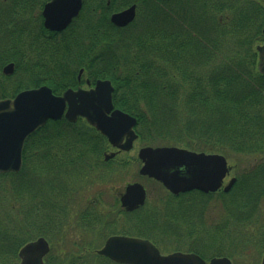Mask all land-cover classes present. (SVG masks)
<instances>
[{"label": "trees", "instance_id": "trees-1", "mask_svg": "<svg viewBox=\"0 0 264 264\" xmlns=\"http://www.w3.org/2000/svg\"><path fill=\"white\" fill-rule=\"evenodd\" d=\"M49 1L0 0V101L42 86L61 96L83 84V70L92 85L112 82L115 108L137 119L143 137L227 158L264 156V76L256 52L264 44V0H84L79 17L61 33L44 28L42 10ZM133 5L142 19L138 30H132L136 21L125 29L112 25L114 13ZM11 63L15 74L4 76L2 69ZM107 145L84 120L49 121L26 140L21 172L0 175V212L19 202L17 218L31 232L22 238L21 229L0 228V257L7 258L0 264H16L25 244L40 237L53 242L52 233L65 232L72 200L95 178H104L99 161ZM262 165L245 174L262 179L250 183L244 176L228 194L173 196L163 188L157 203L141 211L135 234L157 244L170 231L185 244L174 252L249 264L251 255L264 252V238L251 243L237 227L257 216L252 196L263 192ZM75 180L80 187L67 193ZM217 202L227 215L223 225L210 227L207 211ZM75 215L74 225L87 232L106 222L86 209ZM128 227L120 226L119 234H128ZM74 246L81 252L66 261L51 247L46 264H114L94 258L91 245Z\"/></svg>", "mask_w": 264, "mask_h": 264}, {"label": "water", "instance_id": "water-1", "mask_svg": "<svg viewBox=\"0 0 264 264\" xmlns=\"http://www.w3.org/2000/svg\"><path fill=\"white\" fill-rule=\"evenodd\" d=\"M82 8L83 0H51L42 12L44 28L52 33L64 32L79 17ZM136 10L133 5L113 14L110 19L112 25L120 29L128 27L135 21ZM256 50L258 69L264 76V45ZM14 70V64H9L2 72L4 76H11ZM114 91L111 81L99 80L94 88L70 89L62 96L54 95L50 88L44 86L23 91L13 100L0 101V174L20 173L26 140L49 121L62 118L71 124L79 118L85 119L114 148L130 152L138 139L135 131L137 120L114 109ZM138 158L143 163L139 174L161 183L175 196L191 191L216 193L223 188L231 171L222 155L196 153L177 147H144L140 149ZM235 182L236 179H231L223 191L229 193ZM146 195L142 184H129L120 198L121 206L132 212L145 205ZM50 250L45 238L30 242L20 249L19 264H45ZM97 253L117 264H206L194 253L162 255L150 241L125 236L110 237ZM209 264L232 262L224 257L214 258Z\"/></svg>", "mask_w": 264, "mask_h": 264}, {"label": "rangeland", "instance_id": "rangeland-1", "mask_svg": "<svg viewBox=\"0 0 264 264\" xmlns=\"http://www.w3.org/2000/svg\"><path fill=\"white\" fill-rule=\"evenodd\" d=\"M140 17L138 16V11H137V17L135 19L136 21V26L132 30H138V26L140 25ZM134 21V22H135ZM133 22V23H134ZM132 23V24H133ZM131 24V25H132ZM129 27V26H128ZM127 27V28H128ZM263 45V44H260ZM259 60V59H258ZM16 72V69L14 70V73L11 75L13 76ZM7 76V77H11ZM83 81V87L85 86V78H82ZM136 133L138 134L139 138L137 141L134 143V147L130 152H120L118 155L116 154V157L111 160L110 162H104V157L106 155H110L112 153L116 152V149L108 142V145L105 147L104 152L102 153L99 161L101 163L102 167L99 170V177L101 175L104 176L103 180L95 178V181L93 182L92 186H87L86 191L80 194L79 196H76L72 200V207L71 211H69L68 214V225L66 226L65 232L62 234L61 233H56L53 234L56 238L52 240L47 238V241L49 242L51 247H55L56 251L54 253L55 256L61 257L59 260L66 261V259L70 260L73 256L79 255L81 252L79 249H77L74 245H81V244H87L91 245V251L89 253L93 254V257H97V252L101 250L106 242V239L111 236L112 232L111 230V219H114L118 217V196L124 191V188L131 183L138 182L142 184L147 190H148V201L147 205H154V203H157V200L162 197L165 194V191L163 190V187L156 182L149 180L147 178H141L139 176V170L141 169V164L142 162L139 161L138 159V152L140 151L141 148L150 146V147H163V146H172V145H166L165 143H159L161 141H156V139H150V137H147L146 135L141 136L139 135L138 129L136 128ZM102 135V134H101ZM103 136V135H102ZM104 137V136H103ZM151 142L147 144L146 142ZM262 154H245V155H239L237 153L232 154L230 158H227L228 165L231 167L232 172L229 175V177L225 180V185L230 181V179L237 177L239 180H242L243 177L245 176L246 180L249 181L250 183H253L255 180H260L262 177L256 178L255 180H250L251 176H246L249 172V170L254 167L255 165H262L264 162V156ZM94 157H90L89 160L93 161ZM89 161V164H90ZM93 164V162H92ZM264 165V164H263ZM262 165V166H263ZM78 169V168H77ZM104 170V171H103ZM249 175V173L247 174ZM102 181V182H101ZM238 182V180H237ZM84 186V184L82 185ZM80 187V180L74 181L72 184V187H67L70 192V189ZM261 187H264L262 185ZM260 188V187H258ZM263 192L259 197L255 198V196H252V201H256V208H257V218L253 217L249 219V223L247 226L240 227V229L237 227V231L239 232L241 238H244L246 240H251V243L256 244V242L259 240H262L264 238V188ZM67 190V189H66ZM29 199L25 198V201L23 204L25 205ZM95 200H97L98 207L104 212V221H108V228L105 223H102V225H98L92 232H87L86 230H80L74 225V221L76 219V212H81L83 210H88V207L95 204ZM231 198L229 199L230 202ZM117 202V203H116ZM213 202V201H212ZM222 202V201H221ZM221 202H217V204H211L210 209L207 211V220L209 219V222H213L210 227H213L214 225H223L225 222L226 218V211ZM228 202V203H229ZM235 202V201H234ZM249 202V201H248ZM220 203V204H219ZM237 203V201H236ZM222 204V205H221ZM9 206V212L8 211H1L0 212V228L7 227L12 229L13 231H18V229H21L20 233H17L19 237H27L30 235V229L29 226L25 223L23 217L17 218L18 217V209L21 206L19 202L15 203L14 201L12 202L11 208ZM20 206V207H19ZM15 207V208H13ZM250 207V206H249ZM237 209L238 206H236ZM252 208V206H251ZM151 210V209H148ZM252 213V212H251ZM9 214V215H8ZM237 215V214H236ZM123 226V223L120 224ZM235 225V224H234ZM234 225H230V229ZM237 226V225H236ZM239 226V225H238ZM130 227H132L130 229ZM128 227L127 230L130 229V233H134L135 228L133 226ZM236 228V227H235ZM239 229V230H238ZM22 233V235H21ZM121 233V232H120ZM123 233V232H122ZM231 233V231H230ZM132 236V235H131ZM164 236V237H163ZM231 236H235V234H231ZM161 242L158 241L157 244H155L160 251L162 252L163 255H167L168 253H173V249L180 245L183 247V242H177L176 238L174 237L173 233L170 231L167 232L166 234L161 235ZM186 244L189 242L185 241ZM255 247V245H253ZM255 249V248H254ZM186 252V251H182ZM255 253V250H250L248 253ZM264 253V252H263ZM262 254H256L253 256H250V261L249 264H251V261L253 263L257 261V264L261 262ZM11 257L8 256V259ZM78 258V257H77ZM75 258V259H77ZM59 260L57 261V264H59ZM7 262V258L5 257H0V263ZM76 262V261H75ZM20 260H16V264H19ZM248 263V262H247Z\"/></svg>", "mask_w": 264, "mask_h": 264}, {"label": "flooded vegetation", "instance_id": "flooded-vegetation-1", "mask_svg": "<svg viewBox=\"0 0 264 264\" xmlns=\"http://www.w3.org/2000/svg\"><path fill=\"white\" fill-rule=\"evenodd\" d=\"M43 11V10H42ZM43 18V17H42ZM44 22V21H43ZM50 33H52V32H50ZM81 71H82V74H80L81 73ZM80 71V73H79V75H78V81L79 82H81V80H82V75H83V70H81ZM85 86L86 87H83V85H80L77 89H79V88H83V89H91V88H94V85H92L90 82H88V81H86L85 82ZM77 89H74V90H77ZM116 149V152L115 153H112V154H110V155H106L105 157H104V162H110L111 160H113L115 157H116V154L118 155L120 152H123V151H121V150H119V149H117V148H115ZM123 153H126V152H123ZM112 155H114L112 158H110ZM107 157H109V159L108 160H106V158ZM141 167H142V164H141ZM259 167V165H255L254 167H252L250 170H249V172H253V171H255L257 168ZM140 171V170H139ZM231 172H232V169H231V171H230V174H231ZM248 172V173H249ZM141 177V176H140ZM141 178H143V177H141ZM148 179V178H147ZM233 179V178H232ZM234 179H236V182H235V184L237 183V180H238V178L237 177H234ZM134 183H136V182H134ZM235 184H234V186H235ZM233 186V187H234ZM126 188V187H125ZM125 188H124V191H125ZM146 189V188H145ZM124 191L121 193V194H119V196H118V203H117V205H118V217L117 218H115L114 219V217H113V219H111V228L113 229V230H116L115 232L117 233V234H111V236H109L107 239H106V241L110 238V237H112V236H125V237H130V238H141V237H139L137 234H135V232L134 233H130L131 231H130V229L132 228V227H130V229L126 232V233H128V234H119L120 233V226H122V225H120V224H122L123 223V226L124 225H129V226H134L133 228H135V231L137 230V227H138V225H139V220H140V214H141V211L143 210V209H145L146 208V204H147V201H148V190L146 189V192H147V198H146V203H145V205L144 206H142V207H140V208H137V209H135L134 211H132V212H128L126 209H124V208H122V206H121V202H120V198H121V196L124 194ZM191 192H194V191H191ZM191 192H188V193H191ZM196 192H199V191H196ZM200 193H202V192H200ZM218 193V192H217ZM187 194V193H186ZM202 194H204V193H202ZM210 194H216V193H210ZM206 195V194H205ZM209 195V194H208ZM179 196V195H178ZM88 210H89V212L91 213V214H95V213H97V214H101L102 216H104V212L100 209V207H98V204H97V200H95V204H93L92 206H91V208H90V206L88 207ZM256 211H257V208H256ZM125 215H127V216H125ZM105 224H106V226H109V224H108V221H106L105 222ZM101 225H102V223H101ZM119 230V231H118ZM132 235V236H131ZM38 239V238H37ZM46 239V238H45ZM185 253H188V252H185ZM262 254V253H261ZM263 257H264V253H263V255H262V257H260L261 258V262L259 263V264H262V261H263ZM226 258H228V257H226ZM213 259V258H212ZM228 259H230V258H228ZM203 260H205V259H203ZM210 260L211 259H209V260H205V262H206V264H209V262H210ZM231 260V259H230ZM231 262H232V264H235L234 263V261L233 260H231ZM251 264H257V261H255L254 263H253V261H251Z\"/></svg>", "mask_w": 264, "mask_h": 264}]
</instances>
